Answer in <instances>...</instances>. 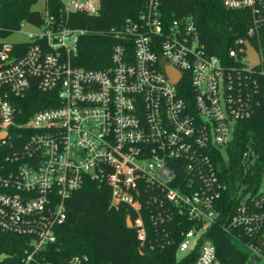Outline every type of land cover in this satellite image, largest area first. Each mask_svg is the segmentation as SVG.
Returning a JSON list of instances; mask_svg holds the SVG:
<instances>
[{
    "label": "built area",
    "instance_id": "2783aa9c",
    "mask_svg": "<svg viewBox=\"0 0 264 264\" xmlns=\"http://www.w3.org/2000/svg\"><path fill=\"white\" fill-rule=\"evenodd\" d=\"M56 1L45 0L35 25L40 33L28 35L25 53L0 39V132H8L2 142L13 130L23 136L13 168L0 178V227L31 236L23 264H51L42 258L67 218L65 200L87 181L108 188L113 207L136 214L132 227L141 253L154 250L148 239L157 238L177 246V264H222L207 237L218 226L249 248L250 264H264V186L255 197L239 190L232 211L220 218L229 184L216 164L237 123L259 103L261 54L256 69L247 61V41L236 42L227 61L210 55L192 16L168 22L161 0H143L136 16L108 30L117 41L111 65L86 70L73 58L89 30L67 19L74 13L99 17L103 0ZM221 2L251 12L250 36L264 27V0ZM33 80L54 92L57 104L21 122L11 97H23ZM143 208L157 231L152 236ZM85 261L75 256L69 264Z\"/></svg>",
    "mask_w": 264,
    "mask_h": 264
},
{
    "label": "trees",
    "instance_id": "16d2710c",
    "mask_svg": "<svg viewBox=\"0 0 264 264\" xmlns=\"http://www.w3.org/2000/svg\"><path fill=\"white\" fill-rule=\"evenodd\" d=\"M37 2L0 0V39L21 30L24 23L40 25L41 13L32 10ZM51 2L57 4L56 0ZM142 3L143 0H103L99 17L71 14L67 19L69 26L89 30L79 41L73 64L86 70L109 67L112 47L117 41L107 34L108 30L119 26L126 18L136 16ZM161 10L168 22L192 16L206 51L224 61L229 60V49L236 46V42H250L262 56L264 71V27L253 36L248 34L252 23L250 11L227 9L221 0H161ZM14 45L22 54L29 48V43ZM256 78L259 103L250 118L237 123L226 155L216 160L222 179L229 184V190L218 205L221 209L220 218L232 211L235 202L233 196L239 190L244 189L252 194L251 197H255L260 187L264 186V73H257ZM11 101L19 113L17 120L23 122L36 110L56 105L57 97L54 92H43L37 81L33 80L23 97H11ZM12 133L7 143L0 141V178L13 168L12 156L22 147L23 136L20 138L14 130ZM110 199V190L92 181H87L67 198V218L56 227L57 240L47 245L46 255L42 259L51 264H69L75 256L87 257V261L82 264H177V246L167 240H161V244H158L157 238H149L155 249L141 253L138 231L127 225V218L134 221L136 214L125 205L113 207ZM228 200L230 203L226 208ZM142 214L149 235L156 234L146 208H143ZM186 228H190V225ZM207 237L215 244L222 264H250L248 254L218 226L210 230ZM30 241L31 236L0 227V256L4 258L3 264H23ZM31 264L38 263L34 260Z\"/></svg>",
    "mask_w": 264,
    "mask_h": 264
},
{
    "label": "rangeland",
    "instance_id": "374dc122",
    "mask_svg": "<svg viewBox=\"0 0 264 264\" xmlns=\"http://www.w3.org/2000/svg\"><path fill=\"white\" fill-rule=\"evenodd\" d=\"M45 8V0H38V2L32 6V10L42 12ZM40 29L30 23H24L21 30L13 32L6 38H3V40L6 43L10 44H16V43H27L30 42L29 34H39ZM226 158V157H225ZM240 249L245 251L246 253H249V248L244 243H238L237 244Z\"/></svg>",
    "mask_w": 264,
    "mask_h": 264
},
{
    "label": "water",
    "instance_id": "95a60500",
    "mask_svg": "<svg viewBox=\"0 0 264 264\" xmlns=\"http://www.w3.org/2000/svg\"><path fill=\"white\" fill-rule=\"evenodd\" d=\"M1 11V8H0ZM245 49H246V56H247V61L249 64V67L251 69H256L261 66V56L260 53L256 50V48L250 43V42H245L244 44ZM172 77L178 81L180 78L176 76L173 72H169ZM8 137V132H0V141L5 140ZM227 173V171H225ZM127 225L129 227L133 226V221L130 217L127 218Z\"/></svg>",
    "mask_w": 264,
    "mask_h": 264
}]
</instances>
